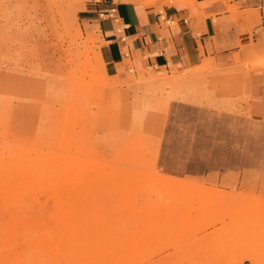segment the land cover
I'll list each match as a JSON object with an SVG mask.
<instances>
[{"label": "rangeland", "instance_id": "obj_1", "mask_svg": "<svg viewBox=\"0 0 264 264\" xmlns=\"http://www.w3.org/2000/svg\"><path fill=\"white\" fill-rule=\"evenodd\" d=\"M93 1L0 0V264H264V42L111 76Z\"/></svg>", "mask_w": 264, "mask_h": 264}, {"label": "crops", "instance_id": "obj_2", "mask_svg": "<svg viewBox=\"0 0 264 264\" xmlns=\"http://www.w3.org/2000/svg\"><path fill=\"white\" fill-rule=\"evenodd\" d=\"M256 3L264 7V0ZM110 9L114 19L100 16ZM226 9L222 0L169 2L162 11L127 0H97L80 10V18L97 27L101 41L98 58L107 74L116 76L127 56L135 59L137 68L167 71L177 65L189 68L200 64L201 50L204 56L227 61L233 52L240 51L239 44L250 39L264 42L263 10L258 22L254 17L232 19Z\"/></svg>", "mask_w": 264, "mask_h": 264}, {"label": "built area", "instance_id": "obj_3", "mask_svg": "<svg viewBox=\"0 0 264 264\" xmlns=\"http://www.w3.org/2000/svg\"><path fill=\"white\" fill-rule=\"evenodd\" d=\"M241 1H246V0H241ZM100 16L105 17L107 19H114L115 18L114 10L113 9L105 10L100 13Z\"/></svg>", "mask_w": 264, "mask_h": 264}]
</instances>
